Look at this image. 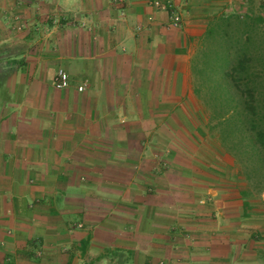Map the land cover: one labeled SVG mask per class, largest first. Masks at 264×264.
<instances>
[{
  "label": "crops",
  "instance_id": "1",
  "mask_svg": "<svg viewBox=\"0 0 264 264\" xmlns=\"http://www.w3.org/2000/svg\"><path fill=\"white\" fill-rule=\"evenodd\" d=\"M243 2L0 0V264H264L197 139L207 25Z\"/></svg>",
  "mask_w": 264,
  "mask_h": 264
},
{
  "label": "trees",
  "instance_id": "2",
  "mask_svg": "<svg viewBox=\"0 0 264 264\" xmlns=\"http://www.w3.org/2000/svg\"><path fill=\"white\" fill-rule=\"evenodd\" d=\"M243 6L242 12L209 21L210 46L203 51L202 62L205 77L211 74L217 90L212 97L220 99L221 134H238L235 143L242 145L245 163L264 173V18L250 4Z\"/></svg>",
  "mask_w": 264,
  "mask_h": 264
},
{
  "label": "rangeland",
  "instance_id": "3",
  "mask_svg": "<svg viewBox=\"0 0 264 264\" xmlns=\"http://www.w3.org/2000/svg\"><path fill=\"white\" fill-rule=\"evenodd\" d=\"M243 4H250V7L253 9V11L255 13L260 12L264 18V0H244ZM241 9L242 7L237 12H242L245 10V7L242 10ZM196 61L197 62L195 65L197 67L204 69L205 71L207 70V67L202 62V58L199 60V57H197ZM208 75L210 76L206 78L205 76L207 75L203 74V77L206 79L207 96L211 98L212 96H216L217 90H215V84L213 79H211V74L209 73ZM212 77H214V74H212ZM218 99L216 98L215 100L213 98V100H204L206 103L205 110L203 109V106H201L199 109L201 110V114H205V118L208 116L212 117L208 122L199 120V123H201V128L199 129V132L197 131V139L201 140V144H209L211 146L213 151L211 156L213 155L214 158L210 160L219 162V159H221L223 156H228L229 159H227V162H229V167H224L226 171L223 168V173L228 176V179H231L232 181L235 180L237 190L243 194L242 196L245 198L246 203L244 204V209H246L247 212L252 213L255 218H257L256 221L263 228L264 173L262 171H253L251 166L245 163L248 161L245 160V156L241 149L242 145L239 146V143H235L237 139H240L238 134L235 133L233 135L229 134L225 136L221 134V127L218 125V123L222 114L219 110L220 103ZM222 100L226 99L223 98ZM216 118H218V120ZM245 174H249L250 177L247 178ZM255 239H258V241H264V236L258 235L255 237Z\"/></svg>",
  "mask_w": 264,
  "mask_h": 264
},
{
  "label": "built area",
  "instance_id": "4",
  "mask_svg": "<svg viewBox=\"0 0 264 264\" xmlns=\"http://www.w3.org/2000/svg\"><path fill=\"white\" fill-rule=\"evenodd\" d=\"M172 21L175 23L178 21L179 17L177 15H174L171 17ZM69 84V77L67 72H65L63 69H58L55 73L54 79H53V85L57 89H63L66 88ZM82 86H78V90H82Z\"/></svg>",
  "mask_w": 264,
  "mask_h": 264
}]
</instances>
